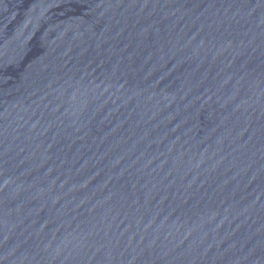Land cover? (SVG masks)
<instances>
[{"label": "water", "instance_id": "1", "mask_svg": "<svg viewBox=\"0 0 264 264\" xmlns=\"http://www.w3.org/2000/svg\"><path fill=\"white\" fill-rule=\"evenodd\" d=\"M0 264H264V0H0Z\"/></svg>", "mask_w": 264, "mask_h": 264}]
</instances>
